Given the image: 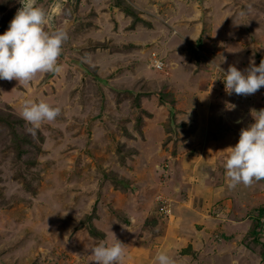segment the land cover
Returning <instances> with one entry per match:
<instances>
[{
  "label": "rangeland",
  "instance_id": "obj_1",
  "mask_svg": "<svg viewBox=\"0 0 264 264\" xmlns=\"http://www.w3.org/2000/svg\"><path fill=\"white\" fill-rule=\"evenodd\" d=\"M58 1L39 0L37 6L53 13L47 30L67 34L57 61L61 70L37 74L30 84L0 80V264H95L91 248L113 243L107 237L112 226L125 233L130 228L123 227L130 224L143 237L152 236L149 228L157 226V242L176 241L175 251H189L181 246L183 234L173 236L179 232L177 218L167 230L161 220L169 218L158 211V198L169 201L171 216L172 205L181 202L173 195H182V184L172 185L169 176L174 163L192 153L181 140L188 123L175 125L168 138L165 121L158 122L163 131L149 141L166 154L152 161V151L141 146L143 125L158 105H172L184 115L182 106L198 105L205 93L222 105L235 100L238 106H255L254 111L264 109V95H228L215 82L223 76L218 66L224 73L229 66L242 73L250 67L239 50L251 46L260 56L255 48L264 47V0H63L60 11H54ZM20 2L0 0V35ZM164 56L185 69L157 70ZM26 101L46 102L61 113L32 135L21 117ZM216 115L212 109V119ZM151 179L153 185H143ZM107 188L119 193V206L110 204ZM143 204L148 212L136 216ZM216 239H223V251L230 246V238ZM263 246L264 236L245 235L231 249L233 261L264 264ZM219 262L231 263L227 252Z\"/></svg>",
  "mask_w": 264,
  "mask_h": 264
},
{
  "label": "crops",
  "instance_id": "obj_2",
  "mask_svg": "<svg viewBox=\"0 0 264 264\" xmlns=\"http://www.w3.org/2000/svg\"><path fill=\"white\" fill-rule=\"evenodd\" d=\"M196 36L199 38L200 34ZM244 38L245 35L243 34L240 43L241 47L244 43ZM261 39H264V37H261ZM256 46L255 51H257L258 54L261 53L259 57L253 55L254 52L251 46L248 51L239 50L240 54H245L247 57V60L243 63L247 62L250 66V62H252L256 66H259V60L264 58V47L260 46V44ZM156 47H158V45H156ZM218 55L219 54L216 53V56ZM162 58H164L163 61L165 63L163 64L164 69H167L168 72L185 69V67L182 68L181 65H177L179 60L175 58H171V60H167L165 56ZM244 100L246 99L241 97V101ZM197 103L198 105H183L182 112L185 113L184 115L177 114L178 109L174 111L172 105L169 107L158 105L151 122H147L143 125L142 133L145 134L144 139H146V142H142L141 145L143 149L145 146H148V148L146 147V151H148V149L152 151L150 158H148L149 160H156L157 157L158 160L164 159L166 153L163 155V149L159 150L160 144L151 143L149 141L150 137L154 136V133L158 132L160 134L163 131V128L158 126V122L165 121L167 129L166 136L168 138L172 136V128L175 125L188 123L186 127L188 130L183 131L185 136L181 140L184 141L188 149L192 147L191 150H188L189 153H192L186 155L181 164L178 163L176 165V163H174L175 165H173L172 171L170 170L169 176L172 185L173 182L179 187V183L182 184V195L179 194L176 197L173 195L175 200L180 197L181 202H176L174 206L172 205L174 216L172 214L169 219H163L161 222L166 223L167 230H171L172 223L175 217L177 218L179 225L176 226L175 229L179 232L175 231L173 236L178 238L180 234H183L181 246L185 250L189 249V251H175L176 248H178L174 247L176 241L172 244H167L165 239L161 238L163 242H157V238H155L154 235L157 226H151L149 228L150 230L147 234H153L150 237H143L141 229L138 230L131 224L128 227H123L130 228V230L125 231V233L121 228L112 226L110 236L107 235L112 241V233L116 236L115 238L118 241L120 237L124 239L127 237L128 242H124L126 246L124 263L126 264H155L154 258L158 252L166 253L174 260L175 264H221L219 259L227 252V256L229 255L231 259L230 264H238V262L233 261L234 256L231 253L232 247L235 246L237 242L243 240L245 235L249 236L258 221L264 223V180L254 184L252 187L238 185L236 188L230 189L228 187L229 181L223 166L228 155V152L225 150L234 147L238 143L241 129H247L248 126L254 123L253 117H255V114L252 112L255 106H246L245 103L244 105L241 103V105L238 106L235 100L230 103L227 102L226 105H222L216 96L212 97L210 95L209 98L208 93L200 96ZM229 105H235V108L232 109ZM212 109H216L217 112L215 120L212 119L211 116ZM176 114L177 121L174 120ZM177 128L179 127L177 126ZM194 130H197V133ZM176 133L177 135L181 134L179 129ZM169 143L174 145L172 140ZM166 158H168V156H166ZM155 182L156 180L151 179L150 182L143 185H153ZM143 185L141 184V190ZM109 187L112 186L109 185ZM107 190H109L110 195L113 196L110 197V204L113 205L115 203L113 206H119L120 203H118L117 200L121 199L119 193L110 188H107L105 192ZM167 192L171 194V190L167 189ZM151 194L152 193L149 192V196L144 197L145 200L148 198V202ZM142 196H144V194ZM147 209H149L148 205L145 204L144 208L140 205L135 209L138 213L135 211L133 212L137 214L136 216H140L148 212L145 211ZM212 211L215 214H213ZM129 213L133 214L131 210H129ZM209 214H211V216ZM147 218L148 217H144V222H148ZM220 223L223 224L221 225ZM159 225L161 229L164 228V230H166L165 226L161 223H159ZM132 229L135 230L133 231ZM117 230L120 231L117 232ZM241 233L242 235H240ZM218 235L221 238H230V246L225 249L226 251H223L225 247L222 244L224 243L223 239L219 240L221 243L214 241L216 237L219 238ZM155 241L157 244H160V248H157V244L154 245ZM164 241L166 245L161 246L162 243L164 244Z\"/></svg>",
  "mask_w": 264,
  "mask_h": 264
},
{
  "label": "clouds",
  "instance_id": "obj_3",
  "mask_svg": "<svg viewBox=\"0 0 264 264\" xmlns=\"http://www.w3.org/2000/svg\"><path fill=\"white\" fill-rule=\"evenodd\" d=\"M20 3L22 7L0 35V80L30 84L37 74H56L61 70L57 61L67 34L63 30H47L54 16L37 6V0H21ZM59 10L60 5L56 4L55 11ZM159 61L162 69L164 65L161 59ZM218 71L223 73L228 95H252L264 87V59L259 66L253 63L243 73L235 66H229L226 73L218 66ZM229 106L235 108V105ZM253 112L256 113L254 123L241 129L238 143L225 150L228 155L223 166L230 189L238 185L252 187L264 180V109ZM60 113L59 107L46 102L26 101L21 117L31 125L29 132L35 135L43 123L54 122ZM112 237V244L101 242L91 248L95 264H124L126 246L113 233ZM154 260L155 264H175L164 252H158Z\"/></svg>",
  "mask_w": 264,
  "mask_h": 264
},
{
  "label": "built area",
  "instance_id": "obj_4",
  "mask_svg": "<svg viewBox=\"0 0 264 264\" xmlns=\"http://www.w3.org/2000/svg\"><path fill=\"white\" fill-rule=\"evenodd\" d=\"M157 61H158V63H159V66H158V68H157V67H156V68H157V69H160V66H161L160 61H159V60H157ZM223 80H224V76H220L218 79H216L215 82H217L218 85H219L220 87L225 88V85H224ZM259 94H264V87H261V88H260V89L254 94V96H257V95H259ZM158 199H159V201H160V203H161V207L158 209L160 215H161L162 217H168V218H170V217H171V210H170L169 201H167V200H165V199H161V198H158Z\"/></svg>",
  "mask_w": 264,
  "mask_h": 264
},
{
  "label": "trees",
  "instance_id": "obj_5",
  "mask_svg": "<svg viewBox=\"0 0 264 264\" xmlns=\"http://www.w3.org/2000/svg\"><path fill=\"white\" fill-rule=\"evenodd\" d=\"M171 109V107H170ZM264 232V223H262L261 221H258L255 224L254 230L250 233V235H252L254 237V240L259 238ZM259 242V240L257 241ZM264 248V246H263Z\"/></svg>",
  "mask_w": 264,
  "mask_h": 264
},
{
  "label": "water",
  "instance_id": "obj_6",
  "mask_svg": "<svg viewBox=\"0 0 264 264\" xmlns=\"http://www.w3.org/2000/svg\"><path fill=\"white\" fill-rule=\"evenodd\" d=\"M37 2H38V0H37ZM63 3H64L63 0H59V1H58V4L60 5V8L63 6ZM21 7H22V6H21ZM262 59H264V58H261V59L259 60V64H260V62H261ZM52 75H53V74H52ZM52 75H51V76H52Z\"/></svg>",
  "mask_w": 264,
  "mask_h": 264
},
{
  "label": "flooded vegetation",
  "instance_id": "obj_7",
  "mask_svg": "<svg viewBox=\"0 0 264 264\" xmlns=\"http://www.w3.org/2000/svg\"><path fill=\"white\" fill-rule=\"evenodd\" d=\"M64 2H66V1H64ZM55 6H56V5H55ZM55 6H54V9H55ZM64 7H65V6H64ZM64 7H63V8H64ZM61 8H62V7H61ZM54 11H55V10H54ZM59 11H60V10H59Z\"/></svg>",
  "mask_w": 264,
  "mask_h": 264
}]
</instances>
